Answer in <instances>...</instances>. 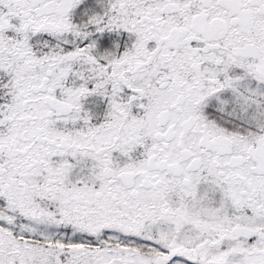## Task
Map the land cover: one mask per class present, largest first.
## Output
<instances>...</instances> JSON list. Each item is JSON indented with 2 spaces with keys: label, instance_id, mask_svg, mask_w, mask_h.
<instances>
[{
  "label": "snow or ice",
  "instance_id": "snow-or-ice-1",
  "mask_svg": "<svg viewBox=\"0 0 264 264\" xmlns=\"http://www.w3.org/2000/svg\"><path fill=\"white\" fill-rule=\"evenodd\" d=\"M0 264H264V0H0Z\"/></svg>",
  "mask_w": 264,
  "mask_h": 264
}]
</instances>
